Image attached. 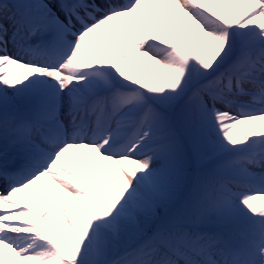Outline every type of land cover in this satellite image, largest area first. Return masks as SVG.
I'll list each match as a JSON object with an SVG mask.
<instances>
[{"label":"snow or ice","instance_id":"6c2138e0","mask_svg":"<svg viewBox=\"0 0 264 264\" xmlns=\"http://www.w3.org/2000/svg\"><path fill=\"white\" fill-rule=\"evenodd\" d=\"M0 264H264V0H0Z\"/></svg>","mask_w":264,"mask_h":264},{"label":"rangeland","instance_id":"374dc122","mask_svg":"<svg viewBox=\"0 0 264 264\" xmlns=\"http://www.w3.org/2000/svg\"><path fill=\"white\" fill-rule=\"evenodd\" d=\"M219 10V9H218Z\"/></svg>","mask_w":264,"mask_h":264}]
</instances>
